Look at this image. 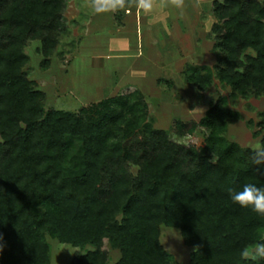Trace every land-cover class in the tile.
Returning a JSON list of instances; mask_svg holds the SVG:
<instances>
[{"label": "trees", "instance_id": "1", "mask_svg": "<svg viewBox=\"0 0 264 264\" xmlns=\"http://www.w3.org/2000/svg\"><path fill=\"white\" fill-rule=\"evenodd\" d=\"M67 2L0 0V264H50L49 238L76 248L68 264H179L160 242L161 224L194 247L189 264H252L240 251L264 241V218L228 193L264 186V173L255 171L257 151L225 136L236 111L176 119L179 135L205 130L197 146L144 122L135 94L98 103L97 115L46 108L23 69L24 46L54 47ZM214 14L220 81L233 97L263 95L264 0L214 1Z\"/></svg>", "mask_w": 264, "mask_h": 264}, {"label": "rangeland", "instance_id": "2", "mask_svg": "<svg viewBox=\"0 0 264 264\" xmlns=\"http://www.w3.org/2000/svg\"><path fill=\"white\" fill-rule=\"evenodd\" d=\"M214 1L224 0H68L62 11L63 24L53 30L54 47L46 52L40 39H28L23 69L35 88L44 92L47 109L80 115L85 108L97 115L98 103L135 94L145 112L144 122L153 129L168 130L171 139L186 145L203 146L205 130L198 127L179 135L175 120L199 122L209 110L222 106L238 113L227 118L225 136L241 147L262 152L264 94L233 97L232 88L217 75L223 53L215 46ZM136 21L143 37L141 58H93L101 48L92 46L108 39L102 34L99 39L93 32L134 29ZM208 74L210 83L199 84ZM135 137L128 131L124 134L128 142ZM130 168L137 171L135 166ZM176 229L180 232L161 224L160 242ZM49 242L50 264L72 260L76 248L57 239L49 238ZM162 246L177 263H190L194 247L184 239L169 236ZM111 256L116 261L119 250L112 249Z\"/></svg>", "mask_w": 264, "mask_h": 264}, {"label": "clouds", "instance_id": "3", "mask_svg": "<svg viewBox=\"0 0 264 264\" xmlns=\"http://www.w3.org/2000/svg\"><path fill=\"white\" fill-rule=\"evenodd\" d=\"M253 164L259 166L255 168L257 173H264V152L256 154ZM228 195L230 200L240 208L249 209L258 217L264 218V186L245 183L240 189H230ZM169 236L181 241L184 239L183 235L176 229L175 232L169 233L161 244L167 243ZM240 256L245 261H251L252 264H264V241L257 242L252 247L245 246L241 249Z\"/></svg>", "mask_w": 264, "mask_h": 264}, {"label": "crops", "instance_id": "4", "mask_svg": "<svg viewBox=\"0 0 264 264\" xmlns=\"http://www.w3.org/2000/svg\"><path fill=\"white\" fill-rule=\"evenodd\" d=\"M137 21L134 29H129L126 27L123 30L117 31V33H112L109 29L99 30L93 32L97 33L96 36L100 39L102 36H107L108 38L105 42H98L93 48H101L100 51L96 50L93 58L95 60H107V59H123V58H133L138 59L142 57V35L139 26H137ZM113 30V29H112ZM128 32V34H126ZM123 34V36H122ZM103 36V37H104ZM100 43V44H99ZM90 45V44H89ZM103 48V50H102Z\"/></svg>", "mask_w": 264, "mask_h": 264}]
</instances>
